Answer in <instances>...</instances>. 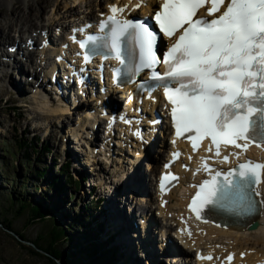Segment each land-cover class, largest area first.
I'll return each mask as SVG.
<instances>
[{"label": "snow or ice", "instance_id": "1", "mask_svg": "<svg viewBox=\"0 0 264 264\" xmlns=\"http://www.w3.org/2000/svg\"><path fill=\"white\" fill-rule=\"evenodd\" d=\"M206 3L211 19L197 16ZM108 7L110 14L99 24L101 34L79 41L86 62L99 54L118 61L133 76L149 70L154 84H141V89L163 90L175 136L186 137L193 150L208 140L206 151L226 163L230 155L239 160L253 143L264 146V0H159L153 27L163 37H175L160 56L158 34L148 23L122 18L124 7ZM157 65L163 70L157 71ZM121 74L115 70L116 78ZM222 145L240 151L222 156ZM201 170L208 178L190 186L195 194L188 205L196 219L217 210L252 215L258 205L264 207V200L256 199L264 183V162L249 159L223 172L204 159L197 172ZM177 179L164 176L161 189L163 181ZM232 259L230 254L227 260Z\"/></svg>", "mask_w": 264, "mask_h": 264}, {"label": "bare ground", "instance_id": "2", "mask_svg": "<svg viewBox=\"0 0 264 264\" xmlns=\"http://www.w3.org/2000/svg\"><path fill=\"white\" fill-rule=\"evenodd\" d=\"M19 1L27 6L30 13L29 15L19 14L18 21L15 23L12 20H7L6 23L10 24V30L15 32L18 42L13 39V36L10 39L12 42L6 47L8 48V52L9 48L13 49L17 57V55H20V47L24 45L26 48L25 52H28L27 56L30 60V64L35 66V75H40V79H36V84L38 85L35 86V91L31 94L30 104L34 118L37 121L36 127L43 128V126H45L48 130L53 121L56 123H63L67 120V127H69L67 129V134L73 139V142L75 141L74 144L81 148L82 146L79 145V143L82 142L84 147L85 145L88 147V150L83 153L87 156L86 163H90L91 167L93 163L95 168L99 165L97 163L98 161L103 162L108 164L110 169L114 171L109 184H106L105 180L100 178L101 185L107 186L104 194L108 199L106 203L107 207L103 210L105 215L104 221L107 226L104 225L105 223L101 222L102 225L100 227L104 228L105 237H108V240H113V245L109 251L111 258L114 259L116 263L120 260V264H126V259H129V263L135 262V264H143L144 262H146V264H182L183 260H179L178 258V250L181 249L180 244H184L191 252L198 251L204 256L209 254L214 255L212 261L207 262L202 260L198 261V264H229L226 261V257L230 254L234 257V261L231 264H264V207H262L261 215L258 217L257 224H255L257 226L255 229H252L253 227L251 229L224 228L215 225L213 217L207 219V222H205V220H196L194 213L190 211L188 205L191 202V197L195 193V189L190 186L193 184L198 185V183L203 180L202 175H195L193 172L196 169L194 162L195 160L198 161L202 154H194L192 151L189 152V149L183 142L174 144V136L172 135L170 123L166 122L161 126V130L168 139L166 141L157 140L159 142L161 141L160 145L161 147L163 146L164 150H155V146L157 145L155 142V144L152 143V145H150L152 149L146 148L147 146H145L144 155L142 154V157L139 150H141L144 144L142 142L139 143L136 139L138 143L132 145V148H129V140L125 137H115L114 146H112L111 142L108 140L107 144H103V146L102 144L101 146L98 145L99 147L96 148V142L104 140L106 137L105 133L101 131L100 126L94 128V123L97 122V119L92 121L93 117L90 112L94 109L99 112L101 100L88 99L83 101V96L81 94L69 93L67 90L61 93V90L58 88L59 85H61L62 76L57 70L64 68L65 62L58 64L55 62L56 56L54 55H59L60 50H57L54 46L50 48L42 46L41 41L45 37L43 35L44 31H47V33L49 32L48 35L51 34L55 28L68 31V27L73 26L74 23L89 21L94 18L97 12H99V14L105 13V11L109 10L108 6L113 4L119 7L124 6L129 11L131 10L133 14H137L140 11L141 16L150 15L155 1L32 0V4L29 2L31 0ZM12 2V0H6L4 4L6 6H11L13 5ZM35 3H38V7H35ZM47 3H50L52 14L43 18L41 15V7ZM137 5L141 6L137 7ZM93 6L95 10H93ZM18 10H21V8L18 7ZM24 21L26 23L21 24ZM67 40L71 42V39ZM28 42H31V44ZM8 52L6 50L5 54L7 58H11L10 52ZM16 63L15 60H10L7 64L8 66L4 63L2 67L4 69L12 68L17 70V68H15ZM18 64L20 65V70L22 69V75L18 77L22 78L25 76V70L23 71L21 63ZM70 69L72 68L67 67L66 71ZM28 81L31 82L30 79H28ZM67 84L68 83H66V86ZM70 88L71 86L68 85L67 89L69 90ZM117 89L116 93L120 91L125 95H129L132 91L131 88L122 90L117 87ZM65 97L69 99L66 100ZM120 98H124V96L121 95ZM161 101L162 97L154 96L148 98L146 103L150 102L151 104H156L160 102L161 107H163ZM83 105H88V108L83 110L85 108ZM134 106L135 103L133 102L128 104L131 115H135ZM147 112H151L148 105ZM162 116H166V113H163ZM74 118L75 124H70V126L69 123L73 122ZM150 125L151 123H147V127H150ZM152 132L153 129L151 132L147 130L146 136H149ZM161 136L163 137L162 134ZM77 141L78 143H76ZM102 142L104 143V141L100 143ZM127 147L128 150H126ZM182 148L185 150V156H183L182 160L178 163V171L180 172L179 184L167 195L162 196L158 193L156 184H154V178L160 173L162 166H164V162L167 160L171 161L172 153ZM246 153V155L251 158L264 161V146L260 148H250ZM189 156H192L193 160H189ZM231 156L232 160L229 163L213 162L215 169L222 170L224 167L235 166L237 160L234 155ZM74 158L75 163L80 164V159L75 157V155ZM144 162H146V168H144V170L149 172L147 183L144 180L145 177L143 174L141 175V168L140 170L138 169L139 166H143ZM125 163L126 165H124ZM182 163L193 167V171H183L181 168ZM200 166L199 163V168ZM137 170L139 173L136 174ZM78 171L76 172L82 176L81 169H78ZM84 177H80V180L83 179L82 181H84V179H88ZM93 180L94 179L89 178L87 181L93 184L96 182ZM259 190L261 192L260 198L264 200V183L259 185ZM149 198L151 199L150 201ZM60 203L61 202H55V212L60 215L63 213L64 215L66 212L59 209L63 204ZM137 203L138 205L136 207L135 204ZM164 203L165 205L163 207ZM152 204H154V206ZM155 207L156 209H154ZM154 210L156 212L153 216L150 212H154ZM181 219L184 220L182 224L180 223ZM162 224L175 225L182 232L178 244L175 241L176 244L167 239L165 237V231H159V229L163 227ZM157 232H159V234ZM156 233L158 234V236H156L158 242L155 241L154 234ZM130 234H132V237L128 236ZM173 240L175 239L173 238ZM166 246H169V249L171 247V249H165ZM132 248L136 251L135 257L133 256L134 254L130 252ZM125 254H127V258L124 257ZM137 255H140V259H143V262ZM144 257L151 261L148 262V259L145 261ZM121 258H125V260L123 261ZM186 262L189 263L190 260Z\"/></svg>", "mask_w": 264, "mask_h": 264}, {"label": "rangeland", "instance_id": "3", "mask_svg": "<svg viewBox=\"0 0 264 264\" xmlns=\"http://www.w3.org/2000/svg\"><path fill=\"white\" fill-rule=\"evenodd\" d=\"M5 1L0 0V264H55L48 259V255H52L43 250L38 252L37 246L34 245H40L43 249L47 248L51 243L53 228L66 231L67 237L56 242V248L67 264H120V260L116 263L109 254L113 240H108V237H105L104 228L100 227L102 223L107 226L103 210L107 207L108 201L104 194L107 186L101 185L100 178L109 184L114 171L108 164L99 162L98 159L97 163L100 166L97 165L95 168L93 163L92 167L90 163H86L87 157L83 154L86 151L82 142L79 145L83 148H79L67 134L69 128L67 120L63 123L53 121L48 130L45 126L36 127L37 121L30 104L31 94L38 85L36 79H40V75H35V66L30 64L28 57L26 58L27 53L24 50V53L21 52L24 45L20 47V55L17 57L14 50L10 48L11 58H7L5 54L6 50L8 52L6 46L12 42L10 39L14 36L13 39L18 40L15 32L10 30V24L6 23L7 20L15 23L18 21L19 14L29 15L30 12L19 0H12L11 6H6ZM29 2L33 3L32 0ZM42 6L43 18L52 14L50 3ZM18 7L21 10H18ZM35 7H38V3H35ZM93 9H95L94 6ZM23 23L26 22L21 24ZM8 60L17 62L15 65L17 70L2 67ZM18 63H21L23 71L25 70V76L22 78L18 77L22 75V69L20 70ZM70 124H75V118ZM37 138H40V143L36 141ZM19 140L36 142L38 149L42 148L41 141L51 147L53 155H42L40 166H37L40 170H47L45 178H37L34 175L36 169L34 161L29 164V161L23 158L25 149L18 148L16 142ZM155 150H161V145H156ZM29 152L31 158L36 159L37 154L33 150ZM74 155L80 159V164L75 163ZM66 164H69L70 170L64 173L67 176L70 174L73 182L66 183L65 175L61 174V181H57L54 186L51 185L60 173L61 167ZM140 168L141 175L143 174L147 183L149 172L144 170L146 162L138 169ZM78 169H81L82 176L76 172ZM137 173H139L138 170ZM84 176L96 182L92 184L87 181L88 179L80 180V177ZM54 201L63 203L59 209L66 214L60 215L55 212ZM23 204L26 207L20 211V206ZM32 205H39L48 214L47 218L30 223ZM137 205L138 203L135 204L136 207ZM8 221L12 222V230H9L6 225ZM157 233L154 234L155 240ZM16 234L22 236L23 240H18ZM128 236L132 237V234ZM130 252L134 254V257L136 256L135 249H130ZM124 257L127 258V254ZM125 258L121 260L124 261ZM138 258L140 259V255ZM146 259L148 258L144 257L145 261ZM56 260L63 264L62 260ZM140 260L143 262V259ZM126 261V264H135V262L129 263V259ZM150 261L148 259V262Z\"/></svg>", "mask_w": 264, "mask_h": 264}, {"label": "trees", "instance_id": "4", "mask_svg": "<svg viewBox=\"0 0 264 264\" xmlns=\"http://www.w3.org/2000/svg\"><path fill=\"white\" fill-rule=\"evenodd\" d=\"M37 142L40 143V138L36 139ZM18 145L19 149H25V152L23 153V158L27 159L29 161V164H31V161H34V165L36 166L35 168V173L34 175L37 178H45L46 177V171L47 170H40L39 168H37V166H40V157L42 155H53V150L51 149V147H49L48 145H46L44 143V141H41L42 144V148L38 149V147L36 146V142H29V140L24 141V140H19L16 142ZM29 150H33L35 154H37L36 159H32L31 158V153L29 152ZM69 164H66L64 166L61 167L60 173L58 174V176H56L53 180V184L51 185H55L57 181H61V174L65 175V182L66 183H72V176L69 174L68 176L64 173L65 171H69L70 169ZM62 172V173H61ZM37 187V186H36ZM25 204L20 206V211H23L25 209ZM31 218L29 219V222H33L35 220H42V219H46L48 214L42 210V208L39 205H32L31 208ZM9 230H12V222L8 221V223L6 224ZM52 239H51V243L48 245L47 248L43 249L40 245H36L38 249L43 250L46 253H49L50 255H52L55 259H60L62 260L63 264H67L63 259H62V255L61 252L56 248V242H58L59 240L66 238V231L64 229H57V228H53L52 229ZM19 237L23 240V237L19 235ZM95 253V252H94ZM49 260H51L53 262L52 259L48 258Z\"/></svg>", "mask_w": 264, "mask_h": 264}, {"label": "water", "instance_id": "5", "mask_svg": "<svg viewBox=\"0 0 264 264\" xmlns=\"http://www.w3.org/2000/svg\"><path fill=\"white\" fill-rule=\"evenodd\" d=\"M15 236H16V238H17L18 240L22 241L21 238H20L17 234H16ZM19 238H20V239H19ZM37 250H38V252H41L40 249H37ZM43 253H44V252H43ZM45 253H46V252H45ZM46 256H47V255H46ZM48 257H49L50 259L53 260V263H55V264H60V263H59L54 257L49 256V255H48ZM48 257H47V258H48ZM50 261H51V260H50ZM51 262H52V261H51Z\"/></svg>", "mask_w": 264, "mask_h": 264}]
</instances>
